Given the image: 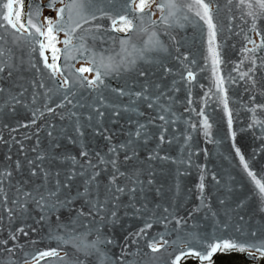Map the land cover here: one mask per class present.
<instances>
[{
	"label": "snow or ice",
	"instance_id": "1",
	"mask_svg": "<svg viewBox=\"0 0 264 264\" xmlns=\"http://www.w3.org/2000/svg\"><path fill=\"white\" fill-rule=\"evenodd\" d=\"M56 2L49 0L47 5L55 11V18H52L43 14L45 5L39 0H30L27 19L23 20L24 0H0V29L5 33L11 29L10 42L0 35V74L7 73L11 80L14 72L24 64L23 57H16L14 48L7 46L9 43L17 45L25 41L31 45L32 51H36L38 46L42 61V67L40 62L29 61V67L36 74L29 84L32 89L30 102L24 100L28 87L16 81L5 88L0 81V112H16L18 107L31 110L30 120L17 122L15 127L3 124V129L11 133L32 127L36 129L33 134L36 145L30 149L36 155L32 159L28 158L29 150L24 144V140H30L32 136L26 135L23 140L12 136L9 143L0 134V143L9 147L18 145L23 157L16 159L13 166L12 156L8 155V163L0 166V227H3L6 219L10 229L8 239H0V252L14 255L17 248L22 250L23 246L18 244L19 237H27L29 231H38L28 224V220L33 219L35 224L49 227V237L57 241V248L36 250L34 255L25 252L23 264H41V261L49 264L52 260L63 264H89L93 259L95 264H132L129 259L132 255L130 246H137L135 255L139 256L141 241L149 250L143 253L144 256L155 259L158 254L165 253L171 257L170 264H180L182 259L188 257L210 260L217 252L230 251L247 253L251 259L264 260V226L248 229V221L238 211L245 207V201H240L232 209L222 199L219 205L223 215L219 209L214 210L205 196L203 174L197 185L200 204L188 211L186 216L179 215L174 205L149 206L152 203L148 198L149 193L155 183L149 162L168 160V156L159 155V150H162V145L171 144L175 139L166 140L168 127L175 123L169 120V115L175 114L167 103L168 90L159 83H153L148 72L137 67L138 61L152 62L150 56L153 52L167 50L152 26L158 22L170 25V22L181 19L187 21L190 14L207 26V52L213 66L215 88L228 118L229 134L233 138L236 136L224 87L226 78L218 75V66L222 61L217 45L218 25L214 22L220 10L217 0H59V8L55 7ZM227 4L229 31L237 18L247 26L235 25L240 28L237 34L242 35L244 44L240 49L241 59L232 69L237 75H229L227 81L232 84L244 81L247 85L245 91L252 93L245 105L250 113L247 127H259L264 138V103L257 102V94L252 92L259 87L258 95L264 98V85L256 78L257 73L264 70V56L258 55L264 52V27H261L264 24V0H227ZM157 12L158 19H152ZM104 21L109 23L106 25ZM222 30L221 27L219 31ZM61 33L63 39H60ZM141 35H147L148 39L138 45ZM170 39L175 41L176 37L170 36ZM58 44L63 47H57ZM47 52L51 53V62ZM77 56L86 60L88 66L75 68L70 62L75 61ZM177 59L185 64L189 56L185 53L178 55ZM205 59L207 61L208 57ZM246 62V70L242 71L241 67ZM164 71L171 73L172 69L165 67ZM86 72L94 74L89 78L84 75ZM125 73L129 76L135 73L133 84L126 82L113 87L106 82V77L113 74L119 77ZM181 79L191 84L196 76L192 70H187L186 76L181 73ZM140 80L143 83H136ZM106 93L112 94L114 99H109ZM208 95L206 92L205 96ZM41 101L42 108L35 107ZM192 103L189 92L188 104ZM144 106L146 110L141 111ZM147 110L155 115L146 117ZM46 113L52 117V122L45 120L44 124L37 125L38 118L45 117ZM132 114L137 118L133 119ZM126 115L129 127L125 140L114 143L117 134L108 125L119 124ZM198 115L203 117L202 124L207 135L211 125L204 115V109ZM142 117L146 123L140 122ZM57 119L67 122V127L60 129L67 142L79 143V159L76 155L59 151L61 145L54 136ZM156 121L160 124L156 125ZM154 125L159 131L158 137L150 131V126ZM191 127L195 129L196 125L192 124ZM42 128L47 129L51 141L50 152L38 151ZM89 133L105 142V151L89 149L85 143ZM154 137L158 140V151L150 152L146 161H140L136 149L141 139L147 144ZM189 139L190 136L185 137V143ZM233 147L259 197L258 211L264 213V173L254 172L240 148L235 144ZM187 162L190 164L191 160ZM212 179L220 183L215 174ZM161 193L162 189L156 188V194ZM33 211L38 213V218L32 216ZM201 211L206 216L204 231L185 232L188 220L195 219L194 214ZM121 213L123 217L138 219L141 226L124 237L120 256L112 259L109 251L115 241L110 233L114 227L122 225ZM53 215L55 228H52ZM16 224L20 226L15 227ZM155 224L165 227V232L158 234L159 238L150 235ZM209 227L212 229L210 232ZM172 234H175V239L169 241L166 237ZM10 242L12 246L6 247ZM66 245L71 246L73 251L69 252L63 247ZM169 247L173 248L172 252H168ZM9 264H17V261L11 260Z\"/></svg>",
	"mask_w": 264,
	"mask_h": 264
},
{
	"label": "water",
	"instance_id": "2",
	"mask_svg": "<svg viewBox=\"0 0 264 264\" xmlns=\"http://www.w3.org/2000/svg\"><path fill=\"white\" fill-rule=\"evenodd\" d=\"M29 2L30 0H28L26 4L24 20L27 19ZM39 2L45 5L44 10L49 9L47 7L49 0H39ZM217 3L219 4L220 10L214 22L218 25L217 45L222 61L218 66V75L226 78L224 87L227 91L229 109L232 112V129L236 132V136L233 138L229 134L228 118L224 111L222 100L218 98L219 94L215 88L213 66L207 52V26L204 25L203 21H200L199 18L192 17L191 14L190 19L187 21L181 19L179 22H170V25H163L158 22L157 25L152 26V30L157 32L167 50L153 52L150 56L152 62L138 61L137 67L140 70L147 71L153 83H159L164 86L165 90H168L167 103L170 105L172 113L175 114L174 116L169 115V120H174L175 123L168 127L166 140L172 139L173 137H175V139H173L171 144L165 143L162 145V150H159V155L168 156V160L156 159L149 162L155 177L154 186L148 197L149 200L152 201L149 206L154 208L156 204H161L162 206L174 205L177 206L176 210L179 215L186 216L188 211L200 204V200L198 199L200 193L197 189V185L203 174L206 186L205 196L212 208L214 210L219 209L221 215H223V209L219 205L220 200H225L227 206L232 209H235L240 201H245V207L238 210L239 214L244 215L245 220L248 221L247 227L249 230L258 229L260 226H264V213L258 211L260 207L259 197L254 190L253 183L244 171L239 157L236 155L233 144L240 148L250 168L254 172L260 174L264 173V149H262L264 138H262L259 127L254 129H248L247 127L250 113L247 111L245 105L249 100V96L252 94L245 91L247 85L244 81H239L235 84L227 81L229 75H237L232 69L241 59L240 49L244 44L242 35L237 34L240 28L235 27V25L244 28L247 26L237 18L233 22V29L229 31L227 0H217ZM60 6L59 0H57L55 7L59 8ZM158 17L159 12H157L152 19H158ZM41 19H43V17H41ZM104 23L107 25L109 22L104 21ZM221 27L223 30L219 31ZM261 27H264V24H261ZM10 33L11 29H9L7 33H5L3 29H0V35H4L5 39L9 40V42L11 41ZM116 35L124 36L123 33H117ZM252 35L254 37V33ZM170 36H175L176 40L172 41ZM60 39H63V37ZM147 39V35H141L137 41L138 45H142ZM7 46L14 48L16 57H23L24 64L14 72L11 80L7 77V73L0 74V81L3 82L2 86L8 88L12 83L19 81L24 87L29 88L24 100L25 102H30L32 89L29 87V84L30 81L35 78L36 74L34 70L29 67V61L40 62V66L42 67L38 46H36V51H32L31 45H28L25 41H20L17 45H11V43H9ZM59 47L62 48L63 45L59 44ZM105 47H108V45H105ZM177 49H179V52ZM116 50H119L118 45ZM185 53L189 56V61L185 62L187 68H185V64H182L177 59L178 55L183 56ZM258 55L264 56V52H260ZM206 57H208L207 61L205 59ZM77 59L70 62L75 68H77L76 65L78 61L88 66L86 60L79 56H77ZM191 61H195V63H191ZM246 64L247 62L245 66L241 67L242 71L246 70ZM165 67L171 68L172 72L166 73L164 71ZM187 70H192L196 76L195 81L191 82V84L181 79V73L186 76ZM93 74L94 73H84V75L89 78H91ZM134 76L135 73H133L132 76L125 73L119 77L113 74L105 79L110 86L114 87L117 85H124L126 82L129 85L133 84ZM256 78L261 85H264V70L258 72ZM173 81L176 82L175 85ZM136 83H143V81H136ZM210 89L211 92H209ZM135 90H138V88ZM260 90L261 89L258 87L253 89L252 92L257 94V102L264 103V98L258 95ZM40 91L42 92L43 90ZM189 92H191V99L193 101L191 105L188 104ZM206 92L209 93L207 97L205 96ZM213 93L217 94L213 95ZM106 95L109 96V99H114L112 94L106 93ZM205 101H207V103H205ZM126 102L127 98H125V103ZM56 103H59V100H56ZM42 106L43 101L35 105V107L40 108H42ZM186 108L189 110L185 111ZM201 109H204V115L207 116L208 123L211 125V128L207 130V135L205 134L206 130L202 124L203 117L198 115ZM145 110L146 106L141 108V111ZM153 115H155V113L151 112V110L146 111V117H151ZM132 116L133 119L137 118L135 114H132ZM30 119L31 110L29 108L18 107L16 112H0V134L3 135L4 140L11 143L12 136L20 140H23L26 135L32 136V139L24 140L25 147L29 150L27 156L29 159H32L36 155V153L30 151V149L36 145V136L33 135L36 130L35 127L20 129L15 133H11L9 130L3 129L2 127L3 124H9L10 127H15L17 122H25ZM45 120L52 122V117L46 113L45 117L38 118L37 125L44 124ZM140 122L146 123V119L142 117L140 118ZM55 123L57 125V131L54 133V136L61 145L59 151L68 152L78 157V152L80 151L79 143L69 144L60 132L62 127H67V122H61L57 119ZM159 124L160 122L156 121V125ZM192 124L196 125L195 129L191 127ZM108 126L117 134L114 143H121L125 140V133L128 131L129 127L127 124V115L124 119L120 120L119 124L115 126L109 124ZM68 130L71 131L70 128ZM150 131L155 134V137L159 136V131H157L155 125L150 126ZM188 136H190L191 139L187 140V143H185V137ZM155 137L150 139L147 144H144L141 139L140 146L136 149L140 161H146L150 152L155 153L158 151V140L155 139ZM85 143L88 144L91 151L106 150L105 142L102 139L93 137L90 133L87 135ZM38 151H51V141L47 136V129H41ZM8 155L12 156L13 166L16 159H23L19 153L18 145L12 144L11 147H9L8 144L0 143V166L8 163L6 161ZM122 158L121 156V159ZM189 159L191 160L190 164L187 162ZM181 161H184V163H181ZM145 166L147 167V164ZM121 170L123 171L124 169ZM213 174H215L220 181L219 184L212 179ZM174 187L177 193L172 194V189ZM156 188H161L162 193L166 192V194H170V197L166 196V194H160V202L157 201L154 203V196L157 195ZM188 188L190 190L186 192ZM121 215L123 217V213H121ZM32 216L38 218V213L33 211ZM194 216L195 219L188 220V228L185 229V232L204 231L206 220L204 212L195 213ZM51 221L52 228H55V215L51 217ZM28 224L36 227L38 231L35 233L29 231L27 237L20 236L18 244L23 246V249L17 248L14 255H10L6 251L0 252V264H9L11 260L17 261V264H23L25 252H30L34 255L36 250L57 248V241L49 237L50 229L47 225L41 226L35 224L33 219H29ZM19 226V224L15 225V227ZM139 226H141V222L138 219L123 217L122 225H117L111 230L110 235L115 241V243L110 246L109 251V255L112 259L120 256L124 244V237L128 235L129 232H134ZM208 231H212L211 227L208 228ZM163 232H165L164 225L155 224L150 230V235H156L157 238H159L158 234ZM9 234L10 229L5 219L3 227H0V239L7 240ZM166 238L171 241L175 239V234L167 236ZM11 246L12 242L6 247ZM63 247L69 252L73 251L71 246L66 245ZM139 249L140 255L137 256L135 255L138 251L137 246H130L129 251L132 255L129 256V259L132 261V264H170L171 257H168L165 253L158 254L155 259H152L151 256H144L143 253L149 250L146 248L143 241H141ZM58 250L60 249L58 248ZM172 251L173 248L169 247L168 252ZM41 264H45V261H41ZM49 264H63V262L52 260ZM89 264H95V260H91Z\"/></svg>",
	"mask_w": 264,
	"mask_h": 264
},
{
	"label": "rangeland",
	"instance_id": "3",
	"mask_svg": "<svg viewBox=\"0 0 264 264\" xmlns=\"http://www.w3.org/2000/svg\"><path fill=\"white\" fill-rule=\"evenodd\" d=\"M26 1L27 0H24V6L26 4ZM41 1H46V0H41ZM54 13H55V11H52V15L50 14V16L52 18L54 16ZM46 16H48V15H46ZM22 19H23V17H22ZM48 54H49V59H50V62H51V53L48 52ZM77 66L78 67H81L82 64H80V65L78 64ZM165 148H166V146H165ZM160 186H162V185H160ZM176 187H178V186H176ZM189 190H190L189 188L186 189V192H188ZM175 193H177V190L174 187L172 189V194H175ZM161 194H166V192H163ZM169 195L170 194H166V196L170 197ZM157 201L160 202V195L154 196V203H156ZM188 264H194V263H188ZM214 264H263V263H262V260L251 259V258H249L246 255L244 256V254L241 253V252H238V251H230V252H220L219 255L215 257Z\"/></svg>",
	"mask_w": 264,
	"mask_h": 264
},
{
	"label": "flooded vegetation",
	"instance_id": "4",
	"mask_svg": "<svg viewBox=\"0 0 264 264\" xmlns=\"http://www.w3.org/2000/svg\"><path fill=\"white\" fill-rule=\"evenodd\" d=\"M244 254V256L246 255L247 256V254L246 253H243ZM219 255V253H217V255L216 256H218ZM215 256V257H216ZM215 257L213 258V260L211 261V263L212 264H214V261H215ZM185 262L188 264V263H194V264H198V261L195 259V258H192V257H188V258H186L185 259ZM210 262H205V263H203V264H211Z\"/></svg>",
	"mask_w": 264,
	"mask_h": 264
},
{
	"label": "bare ground",
	"instance_id": "5",
	"mask_svg": "<svg viewBox=\"0 0 264 264\" xmlns=\"http://www.w3.org/2000/svg\"><path fill=\"white\" fill-rule=\"evenodd\" d=\"M49 10H50V9H46V10H44V13H43V14H44V15L49 14Z\"/></svg>",
	"mask_w": 264,
	"mask_h": 264
}]
</instances>
